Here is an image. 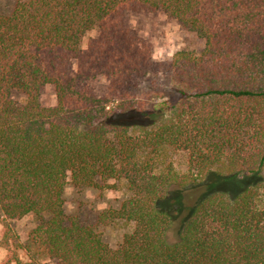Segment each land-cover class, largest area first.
Wrapping results in <instances>:
<instances>
[{
    "label": "trees",
    "instance_id": "trees-1",
    "mask_svg": "<svg viewBox=\"0 0 264 264\" xmlns=\"http://www.w3.org/2000/svg\"><path fill=\"white\" fill-rule=\"evenodd\" d=\"M127 11H161L204 39L199 56L174 54L175 103L150 109L127 90L151 63ZM99 76L102 97L83 84ZM47 85L53 106L39 101ZM127 113L145 120L115 121ZM173 151L205 180L179 172ZM110 179L127 191L117 207L94 224L66 213L67 185ZM200 186L178 221L169 200ZM24 216L38 219L26 243L10 223ZM118 224L128 229L110 246L102 228ZM0 225V264H264V0H17L0 11Z\"/></svg>",
    "mask_w": 264,
    "mask_h": 264
},
{
    "label": "rangeland",
    "instance_id": "rangeland-1",
    "mask_svg": "<svg viewBox=\"0 0 264 264\" xmlns=\"http://www.w3.org/2000/svg\"><path fill=\"white\" fill-rule=\"evenodd\" d=\"M14 1L17 0H0V11H6ZM123 22L133 34L150 46L151 51L150 66L145 72L126 83L127 90L131 96L143 101L150 109L157 108L162 101L175 103L177 94L172 87L171 71L174 54L178 51H187L194 56H199L205 48L204 39L161 11H127L123 15ZM97 33V27L85 32L81 38V46L85 47L88 39L95 37ZM73 68H75L74 62ZM83 84L89 85L99 97L104 96L107 91L106 80L100 76L90 81H84ZM23 97L24 95L21 93H13V98L16 100ZM39 101L44 106L55 105L56 98L52 86L47 85L40 91ZM114 118L115 121L124 124L141 123L145 120L141 113H127L114 116ZM169 158L179 172H192L195 176L194 179L198 182L205 180L203 174L192 171L188 166L186 153L173 151L170 153ZM215 170L221 171L220 168ZM106 185L104 188L90 187L84 189L67 185L64 194L66 213L76 215L81 223L94 224L100 211L108 207H117L127 195L124 184L120 180L110 179L106 182ZM206 186L205 188L208 191L220 189V187L225 188V185L220 182L208 183ZM203 190L204 187L200 186L190 193L184 191L181 194H174L169 200L170 203L176 202V206L171 209L172 215H175L179 221L186 214L191 203L190 194H198ZM182 201L184 204L181 203ZM37 221L38 219L35 217L24 216L20 219H13L10 223L21 242L26 243L29 230ZM127 229V225L122 224L103 227V238L110 246H115ZM23 251L19 250L17 254L22 256L24 255ZM9 256V251L0 245V262Z\"/></svg>",
    "mask_w": 264,
    "mask_h": 264
}]
</instances>
